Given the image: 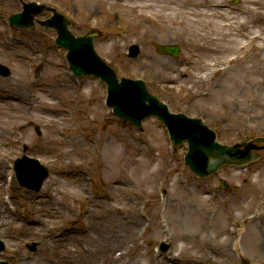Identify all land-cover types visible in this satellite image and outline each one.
Segmentation results:
<instances>
[{"label":"rangeland","instance_id":"obj_1","mask_svg":"<svg viewBox=\"0 0 264 264\" xmlns=\"http://www.w3.org/2000/svg\"><path fill=\"white\" fill-rule=\"evenodd\" d=\"M34 1L66 15L75 35L96 30L95 50L119 77L143 79L172 111L203 118L221 143L264 137V50L252 57L258 46L264 49V25L256 15L243 14L246 8L264 13V0H193L203 4L198 9L176 5L172 18L158 7L141 8L166 4L156 0L124 5L116 0ZM19 8L16 1L0 4V62L11 70L9 77H0V155L9 166L25 149L49 175L35 191L21 186L9 167L15 180L9 193L17 211L5 220L6 232L0 229V261L15 264L21 255L31 264H50L52 250L75 244L71 230L84 226L90 210L101 226L111 225L113 218L144 217L147 232L141 235L140 225L135 227L136 248L129 253L141 259L137 264H264V223L247 221L258 228L251 230L242 224L254 198L264 199V156L244 173L223 166L196 178L184 164L186 144L173 146L156 118L134 128L104 106L103 82L71 75L65 50L54 44V30L39 25L10 29L7 17ZM242 32L247 39L236 34ZM251 34L258 39L252 41ZM168 43L181 47L177 57L156 51V44ZM131 44L140 47L135 58L127 56ZM229 56L237 57L228 64ZM56 81L70 85L54 86ZM13 90L24 95V103L12 105ZM241 177L248 180L244 187ZM106 193V203L91 202ZM3 194L0 189V208L7 211ZM20 229L31 231L13 240L9 233ZM32 242L35 251L29 248ZM233 243L243 261L229 249Z\"/></svg>","mask_w":264,"mask_h":264},{"label":"water","instance_id":"obj_2","mask_svg":"<svg viewBox=\"0 0 264 264\" xmlns=\"http://www.w3.org/2000/svg\"><path fill=\"white\" fill-rule=\"evenodd\" d=\"M45 10L48 8L31 2L24 5L23 12L11 15L9 21L12 25L30 27L32 26L30 16ZM52 12V17L40 23L46 28L52 27L56 30L55 42L68 50L67 58L75 74H94L106 82L109 104L113 106V111L119 118L127 119L135 126H139L141 119L155 115L166 125L176 145L186 140L188 152L184 158L185 163L196 176L205 177L212 174L223 164H242L257 158L250 153L252 145L247 144L244 149H239L237 146H223L215 141L213 129L202 124L200 119L189 118L182 113H170L167 105L156 95L148 92L142 80L122 77L118 81L114 71L99 58L93 49L92 39L95 32L90 31L84 36L75 37L68 29L69 21L56 11L52 10ZM129 49L131 56L138 53L136 46ZM159 50L175 56L179 48L164 45L160 46ZM0 73L7 75L8 71L0 65ZM23 162L37 163L26 159ZM46 175L45 169L38 168L34 177L19 176V178L23 185L38 189ZM163 248L165 249L166 246L163 245Z\"/></svg>","mask_w":264,"mask_h":264},{"label":"bare ground","instance_id":"obj_3","mask_svg":"<svg viewBox=\"0 0 264 264\" xmlns=\"http://www.w3.org/2000/svg\"><path fill=\"white\" fill-rule=\"evenodd\" d=\"M104 2L105 0H100ZM135 2H142L143 0H116V4H128ZM157 2H165L166 4L163 6H153L152 4H143L141 8L145 9H153L158 7L162 12H164L166 17L172 18L176 16V9L175 6L177 5L179 8L183 7H193L198 9L203 3L200 1H193V0H156ZM212 7H217L215 4H211ZM245 17H248L249 14L256 15L257 19H260L261 26L264 25V13L257 12L256 9L253 8H246L243 11ZM241 25L244 21L239 22ZM240 31L241 28H240ZM238 36H242L243 38L247 39L249 34L247 33H236ZM235 34V35H236ZM258 34H251L250 39L252 41L257 40ZM257 53L253 54V58H257V55L263 51L264 49L261 47H257ZM236 60V59H235ZM234 60V61H235ZM262 64V62H260ZM264 67V64H263ZM68 86L69 83L63 81H56L54 86ZM3 89V87L1 88ZM10 99L12 101V105L14 104H22L25 102L24 95L20 92L15 90L10 91ZM146 169L149 168L147 164H144ZM11 176V171L8 168V164L3 156L0 155V189L1 190H11L15 184V180ZM119 184V183H117ZM48 201L51 203L52 199L48 196ZM110 197L109 194H104L98 196L96 200H91L92 203L100 202L103 200V203L108 200ZM6 202L9 205H12L13 208L9 213L4 208H0V229L3 232H6L5 228V220L8 218L10 214L14 215V211L16 212L17 207L15 206V201L13 200V196L11 195ZM125 216V215H124ZM122 216V217H124ZM97 215L93 214L92 211L88 210L85 213L86 222L84 226L76 228L73 227L71 233L75 235V244L71 245V247H64L63 250L55 251L52 250L47 256V261L50 264H137L141 262V259L136 256L132 255L130 257V250L134 248L133 245L136 241V237L134 236V229L135 227L143 226L144 225V217L137 215L132 216H125V218H113L111 225H104L101 226L98 223L94 222L97 219ZM40 221V220H38ZM37 223V222H36ZM34 223V224H36ZM137 229V228H136ZM31 231V229L25 230L20 229L17 233L11 232L9 236L15 240V237L24 236ZM33 231V230H32ZM144 232H147V227L144 229ZM241 232V231H240ZM230 235L234 234L231 230ZM35 234V232H34ZM33 234V235H34ZM132 244V245H131ZM234 247L235 249H239L237 247V243H233L232 246L230 245L231 249ZM136 248V247H135ZM116 250H120L119 254H116ZM232 250V249H231ZM15 264H31L27 258L23 256H18L17 260H15Z\"/></svg>","mask_w":264,"mask_h":264},{"label":"flooded vegetation","instance_id":"obj_4","mask_svg":"<svg viewBox=\"0 0 264 264\" xmlns=\"http://www.w3.org/2000/svg\"><path fill=\"white\" fill-rule=\"evenodd\" d=\"M1 2L7 3L9 0H0Z\"/></svg>","mask_w":264,"mask_h":264}]
</instances>
